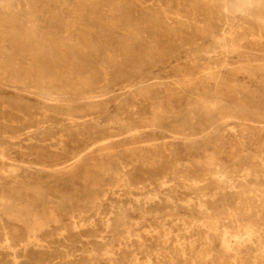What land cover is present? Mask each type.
Instances as JSON below:
<instances>
[{"label":"rangeland","instance_id":"obj_1","mask_svg":"<svg viewBox=\"0 0 264 264\" xmlns=\"http://www.w3.org/2000/svg\"><path fill=\"white\" fill-rule=\"evenodd\" d=\"M0 179V264H264V0H0Z\"/></svg>","mask_w":264,"mask_h":264},{"label":"bare ground","instance_id":"obj_2","mask_svg":"<svg viewBox=\"0 0 264 264\" xmlns=\"http://www.w3.org/2000/svg\"><path fill=\"white\" fill-rule=\"evenodd\" d=\"M50 1V0H49ZM125 5H127V4H125ZM210 5V4H209ZM41 6V5H40ZM128 6V5H127ZM130 6V5H129ZM39 7V6H38ZM125 17V16H124ZM125 19V18H124ZM84 20V19H83ZM119 20V19H118ZM79 21V20H78ZM125 20H123V22H124ZM85 22V21H84ZM131 22V21H130ZM156 23V22H155ZM132 24H133V21H132ZM119 25V24H118ZM140 25V24H139ZM142 26V25H141ZM117 29V28H116ZM121 29V28H120ZM20 31V30H19ZM24 31V30H23ZM258 34V33H257ZM25 35V34H24ZM26 36V35H25ZM27 37V36H26ZM108 37H109V35H108ZM93 38H95V37H93ZM124 38V37H123ZM227 38V37H226ZM111 40H114V39H112L111 38ZM118 40H120V39H118ZM125 40V39H124ZM85 42V41H84ZM88 42H89V40H88ZM220 42V41H219ZM92 45H93V43H91ZM95 45V44H94ZM113 45V44H112ZM109 46V45H108ZM193 46V45H192ZM200 46V45H199ZM199 46H193V47H198V49H199ZM50 47H52V46H50ZM111 48H112V46H110ZM193 47H192V49H193ZM96 48V47H95ZM110 48V49H111ZM191 49V48H190ZM227 49V48H226ZM193 50H195V49H193ZM200 50V49H199ZM44 51V50H43ZM62 52V51H61ZM45 53V52H44ZM97 54V53H96ZM125 54V53H124ZM103 55V54H102ZM101 57H104V56H101ZM19 64V63H18ZM15 67H17V66H15ZM235 87V86H234ZM248 88V87H247ZM212 98V97H211ZM218 98V97H217ZM210 99V98H209ZM215 99V98H214ZM219 99V98H218ZM217 99V101H219ZM254 99V98H253ZM201 100H202V98H201ZM142 101V100H141ZM217 101H212V102H210V104H211V107H213V108H216L217 109ZM208 102V101H207ZM220 102V101H219ZM205 103H206V101H205ZM117 104V103H116ZM197 104V103H196ZM209 105V104H208ZM196 106V105H195ZM221 106V105H220ZM252 106V105H251ZM210 107V108H211ZM253 107V106H252ZM228 108V107H227ZM98 109V108H97ZM94 110H96V109H94ZM198 109H196V111H197ZM208 110V109H207ZM229 110V109H228ZM219 111V110H218ZM222 111V110H221ZM59 112H60V110H59ZM223 112H225V111H223ZM155 113V112H154ZM219 113V112H218ZM150 114H153V112L152 113H150ZM165 114V113H164ZM225 114V113H224ZM228 114V113H227ZM201 115V114H200ZM202 115H203V113H202ZM204 116H205V114H204ZM165 117V116H164ZM149 118V117H148ZM208 119V118H207ZM67 120H69V119H67ZM73 120V119H72ZM153 120V119H152ZM240 120V119H239ZM151 121V120H150ZM154 121V120H153ZM225 122V121H224ZM156 123V122H155ZM204 123V122H203ZM212 123V122H211ZM74 124V123H73ZM205 125V124H204ZM210 125V124H209ZM211 126V125H210ZM161 129V128H160ZM173 129V128H172ZM200 129V128H199ZM196 130V129H195ZM198 130V129H197ZM186 131V130H185ZM112 132V131H111ZM179 132V131H178ZM206 132V131H205ZM110 133V132H109ZM194 133V132H193ZM180 136V135H179ZM13 168V167H12ZM32 176V175H31ZM0 180H2V179H0ZM24 185V184H23ZM22 185V186H23ZM28 185V184H27ZM223 191V190H222ZM4 194V193H3ZM75 227V226H74ZM76 228H77V226H76ZM255 229V228H254ZM257 230V229H256ZM264 230V229H263ZM5 233V232H4ZM6 235V234H5ZM256 236H257V234H256ZM6 238V237H5ZM258 238V237H257ZM256 238V239H257ZM260 238V237H259ZM249 239H250V237H249ZM248 239V240H249ZM261 239V238H260ZM7 241V240H6ZM207 241V240H206ZM257 241H259V240H257ZM244 242V241H243ZM251 242H252V240H251ZM249 243V242H248ZM240 244V243H239ZM245 244V243H244ZM250 244V243H249ZM259 245V244H258ZM244 246V245H243ZM237 247V246H236ZM180 248H182V247H180ZM225 249V248H224ZM234 249V248H233ZM247 249V248H246ZM182 250V249H181ZM261 251H262V248L260 249ZM2 251V250H1ZM236 255V254H235ZM248 255V254H247ZM254 257V256H253ZM233 260V259H232ZM233 262V261H232Z\"/></svg>","mask_w":264,"mask_h":264}]
</instances>
